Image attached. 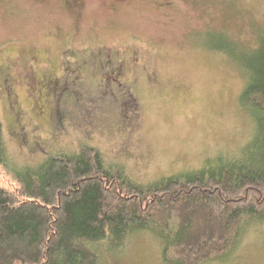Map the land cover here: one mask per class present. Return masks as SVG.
Returning <instances> with one entry per match:
<instances>
[{"label":"rangeland","instance_id":"obj_1","mask_svg":"<svg viewBox=\"0 0 264 264\" xmlns=\"http://www.w3.org/2000/svg\"><path fill=\"white\" fill-rule=\"evenodd\" d=\"M74 9L64 0H0V65L12 63L24 112L20 130L0 90L11 159L0 164L5 188H18L15 166L36 165L82 144L145 183L200 168L221 153L230 156L250 140L254 122L238 102L243 75L205 42L207 33L225 31L254 43L252 28L264 26V0H85L79 13ZM70 48L82 61L118 64L120 83L103 80V69L89 64L50 98L49 106L59 104L66 116L49 112L42 119L35 105L41 91H30L27 78L50 69L64 78L61 64ZM231 258L208 264H264V226ZM100 264L165 263L158 240L141 232Z\"/></svg>","mask_w":264,"mask_h":264},{"label":"trees","instance_id":"obj_2","mask_svg":"<svg viewBox=\"0 0 264 264\" xmlns=\"http://www.w3.org/2000/svg\"><path fill=\"white\" fill-rule=\"evenodd\" d=\"M252 29L254 43L225 31L207 33L205 42L243 75L238 102L254 122L244 146L145 183L89 144L15 166L16 191L0 180V264H100L141 232L158 240L165 264L232 259L264 226V26ZM10 161L0 119V164Z\"/></svg>","mask_w":264,"mask_h":264},{"label":"flooded vegetation","instance_id":"obj_3","mask_svg":"<svg viewBox=\"0 0 264 264\" xmlns=\"http://www.w3.org/2000/svg\"><path fill=\"white\" fill-rule=\"evenodd\" d=\"M120 1L122 2L124 0H120ZM64 2L69 3V6L70 7L73 6L75 8L74 11L79 13L80 10L83 8L85 0H64ZM157 4L161 5V2H157ZM67 54H68L67 55L68 59L64 58L65 60L61 64L62 70L64 69V74H63L64 78H62L61 76L58 77L57 73L52 69L46 72L39 73V74L31 73L28 76L29 78H27V84L29 86L30 91L32 92L41 91L42 97L41 99H39L38 102L35 103V105H36V108L40 110L43 109L42 113L44 115L41 116L42 119H46V117L49 118L50 117L49 112H53V115L57 114L60 117V119L66 116V114L68 113L67 109L63 110L62 108L59 107V104H56L54 108L49 106L50 98L53 97L57 89L61 88L62 85L66 84L65 83L66 81L75 82L74 79L79 78L80 72L82 73L83 68L88 67L89 64L95 63L96 66L92 65L93 68L98 67L99 70L103 69L104 71L103 75L108 76V77H104L103 80L110 79L114 82H117L118 84L120 83V78L118 77L120 66L118 64L114 65L111 62H109V60H105L104 58L101 60L97 59L96 60L97 62L82 61L77 58L79 53H77L72 48L68 50ZM13 70H14V67L12 63H5V64L0 65V90L3 93L5 99L7 100L9 110L13 112L12 115L14 119L16 120L17 124L19 125V129L23 130L24 127L22 125L21 119H22V116L24 115V112L19 108L18 98H17L18 96H17V93L14 91L19 81H17V77L15 73L13 72ZM66 73H69V75L65 76ZM70 77H71V80H69ZM126 85L127 83H125V86ZM49 93L52 95L49 96ZM62 93H64V91ZM128 93L130 94L131 91L128 90ZM72 95L75 97L77 96L76 99H78L79 97V93H75V91H72ZM134 98L133 99L136 100V97ZM0 119H1V115H0ZM22 139H24V137H22ZM24 142H25V139H24Z\"/></svg>","mask_w":264,"mask_h":264}]
</instances>
